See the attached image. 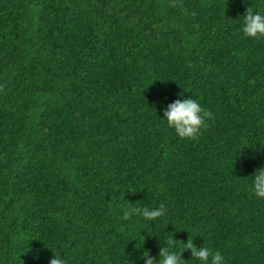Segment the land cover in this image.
<instances>
[{
	"label": "trees",
	"instance_id": "trees-1",
	"mask_svg": "<svg viewBox=\"0 0 264 264\" xmlns=\"http://www.w3.org/2000/svg\"><path fill=\"white\" fill-rule=\"evenodd\" d=\"M247 10L264 0H0V264H145L171 238L264 264V37L243 33ZM180 97L208 113L195 139L161 119Z\"/></svg>",
	"mask_w": 264,
	"mask_h": 264
},
{
	"label": "clouds",
	"instance_id": "clouds-1",
	"mask_svg": "<svg viewBox=\"0 0 264 264\" xmlns=\"http://www.w3.org/2000/svg\"><path fill=\"white\" fill-rule=\"evenodd\" d=\"M242 30L250 38L264 37V12L247 10L243 16ZM207 115L208 113L197 100L180 97L166 106L161 119L167 122L168 127L175 130L179 138L195 139L205 125ZM249 191L254 197L264 199V168L258 169L252 175ZM165 213L166 209L163 205L143 209L129 207L124 211V219L141 216L144 223L155 222L164 217ZM141 246L142 242L137 241L136 248L139 249ZM185 250H190L191 259L198 261V264H224V257L219 251H213L206 246L198 248L193 243V239L182 242V246L177 249L175 241L171 238L167 246L161 248L158 258L150 257L147 251H144L140 258L145 259V264H185L187 260L182 257ZM35 258H39L38 252ZM49 264H64V261L58 256H53Z\"/></svg>",
	"mask_w": 264,
	"mask_h": 264
}]
</instances>
